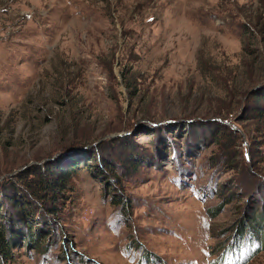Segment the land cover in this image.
<instances>
[{
  "label": "rangeland",
  "instance_id": "obj_1",
  "mask_svg": "<svg viewBox=\"0 0 264 264\" xmlns=\"http://www.w3.org/2000/svg\"><path fill=\"white\" fill-rule=\"evenodd\" d=\"M263 75L264 0H0V200L18 180L50 239L5 264H264L247 229L264 225V119L253 96L236 106ZM229 109L233 138L184 122ZM166 132L191 142L188 172ZM128 143L146 154L132 175ZM72 161L64 198L39 195Z\"/></svg>",
  "mask_w": 264,
  "mask_h": 264
},
{
  "label": "trees",
  "instance_id": "obj_2",
  "mask_svg": "<svg viewBox=\"0 0 264 264\" xmlns=\"http://www.w3.org/2000/svg\"><path fill=\"white\" fill-rule=\"evenodd\" d=\"M259 80L261 81L255 86L253 90L249 88L239 93L240 96H239V99L236 101V106L237 108H243L244 102L247 101V99L250 96H253L252 98H254L258 104L261 103L259 105V108H258L259 112H257V114L259 116H262L264 119V75ZM232 111L234 110L229 109L228 112H226V114H220V115L216 114L214 115V117L209 118V119L207 118L185 119L184 122L193 123V122H199L202 120H209L221 127H224L228 131L227 138H230V137L233 138V136H235L236 134V131L233 130L232 127L228 128L227 122H221V120L220 121L218 120V118H221L222 121H226V120L229 121V117H230V114H232ZM218 116H221V117H218ZM172 122L173 121H167L165 124L163 125L161 124L159 126L173 124ZM151 126H154V125H151ZM168 134L169 133L166 132L163 135V139L161 138L159 140V143L161 144L167 139L170 140L169 141L171 143L170 153L174 155L173 159L176 161V167L181 172V174L186 173L189 170L188 167H183V164H181L178 160L180 156V151H181L180 149L182 146H186V149L184 150V152L187 153L186 156L188 157L189 155L192 154V149H193L192 144L191 142H188V141L186 142L187 144H181L177 139L176 141L172 140L173 136L168 135ZM215 141L216 139H214L213 141L214 144L217 143ZM128 145H129L128 146L129 153L127 154L128 156L126 157V162L123 163V165L124 167H129V170H131L129 175H132V174H135L138 171L139 167L143 164L141 163V155L143 154L144 156H146V154L144 152L142 153L138 152L136 150L137 145L132 144V143H128ZM222 150H223V158L225 157L228 158L230 155V152H229L230 146L225 145ZM182 152H183V149L181 153ZM71 164L72 166L67 165L69 168L60 167V170L58 169L56 171V168L52 167L51 169L49 168L46 171V173L39 172L38 174L40 175L41 178H39L37 182L35 183V187H36L35 190L40 192L39 195L42 194L48 197L52 194L53 199L51 198V200L53 203L54 202L57 203L59 200L64 198L63 195L61 194L64 191H67V190L70 191L71 177L74 174V171H76L77 168H79V165L81 163H79L78 161H72ZM23 170H29V169L27 168ZM36 170H37V167L32 168L31 171L28 173L29 176L36 175L37 174ZM11 175L8 179H11L12 177ZM29 178H32V177H29ZM114 179H117V178L114 177ZM10 183H12V185H10L11 187L8 186V190L11 191V194L9 196L6 195V199H5L6 201L0 200V264H5L7 260H9V258L12 257V253H11L12 248H17L20 245H23V246L26 245V247L29 248V246L31 245V241L33 239L34 240L38 239L40 241V242L37 241V245H34L35 247H32L33 250L34 249L37 250L39 247L43 246L41 244L44 241H47V244L50 243V239L48 238L42 239L43 237L42 233L41 232L38 233L39 230H36V228L33 227V224H32V222H35L36 220L37 221L39 220L41 223L45 220L46 216L43 219H41V217H43L42 207H40L38 204L33 202V200L31 203L25 199V197L22 195L23 188L21 187V183H19L18 180H15V182L14 180H12ZM42 197H37V198L42 199ZM49 210H50V213H52L51 212L52 209L49 208ZM262 222L263 221H261L260 223ZM247 223L250 226L247 229L258 231L259 234L261 233V230H262V233H264V225H260L259 227H257L256 225L259 222H256L255 219H251ZM50 230L51 232L55 233L54 235L56 236L57 233L55 231L57 230V226L52 223V228ZM46 231L47 229H45V232ZM244 232H245V229H242L239 233L238 231L235 232L234 236H239L238 238H240ZM262 241L264 242V238L262 239ZM262 248L264 249V244ZM43 258L45 259L47 257H43Z\"/></svg>",
  "mask_w": 264,
  "mask_h": 264
},
{
  "label": "water",
  "instance_id": "obj_3",
  "mask_svg": "<svg viewBox=\"0 0 264 264\" xmlns=\"http://www.w3.org/2000/svg\"><path fill=\"white\" fill-rule=\"evenodd\" d=\"M220 121V120H219Z\"/></svg>",
  "mask_w": 264,
  "mask_h": 264
}]
</instances>
